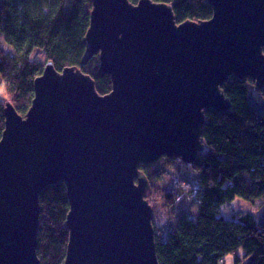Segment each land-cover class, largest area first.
Listing matches in <instances>:
<instances>
[{
    "label": "water",
    "instance_id": "1",
    "mask_svg": "<svg viewBox=\"0 0 264 264\" xmlns=\"http://www.w3.org/2000/svg\"><path fill=\"white\" fill-rule=\"evenodd\" d=\"M91 1L81 64L98 56L112 89L100 94L80 67L49 60L27 114L6 103L0 264H41L40 194L60 182L70 204L64 264H160L142 167L162 157L191 167L209 151L206 111L233 110L231 76L248 78L247 102L264 114V0H206L210 19L181 23L165 2ZM256 216L264 225V200Z\"/></svg>",
    "mask_w": 264,
    "mask_h": 264
},
{
    "label": "trees",
    "instance_id": "2",
    "mask_svg": "<svg viewBox=\"0 0 264 264\" xmlns=\"http://www.w3.org/2000/svg\"><path fill=\"white\" fill-rule=\"evenodd\" d=\"M153 1L172 4L178 23L199 22L213 15L206 0ZM91 10V0H4L0 37L14 54L0 41V84L19 114L29 111L34 80L49 60L58 71L80 67L93 77L100 94L111 91V77L99 70L98 56L81 64ZM37 48L45 51L46 63L32 58ZM248 82V78L231 76L224 84L232 111H206L203 137L209 151L199 155L193 166L181 167L180 162L162 157L155 166L142 167L151 182L149 200L156 197L168 209L165 224L156 229L160 264H226L230 254L234 264L250 257L254 264H264V225L256 214L241 213L238 219L221 215V207L237 197L259 206L264 200V114L249 106ZM5 99H0V139L5 129ZM190 170L196 172L195 181ZM182 182L197 188L196 211L190 203L181 206ZM40 207L37 251L41 264H64L69 240L64 225L70 210L64 182L41 192Z\"/></svg>",
    "mask_w": 264,
    "mask_h": 264
},
{
    "label": "rangeland",
    "instance_id": "3",
    "mask_svg": "<svg viewBox=\"0 0 264 264\" xmlns=\"http://www.w3.org/2000/svg\"><path fill=\"white\" fill-rule=\"evenodd\" d=\"M1 43L4 45L6 51L9 54H14V50L11 46L7 45L6 42L3 39V36L0 37ZM32 58L34 60H37L41 63H46V53L43 49L37 48L32 53ZM3 86V85H0ZM4 91L0 92V99H5V86H3ZM8 100L7 98L5 99ZM8 102V101H7ZM6 102V103H7ZM179 162V161H178ZM181 167L184 165L182 162L178 163ZM179 167V166H177ZM180 168V167H179ZM192 181H195L196 179V172L194 170H190ZM186 182H182L180 184V187L183 190V196L181 206L187 207L189 203L191 204V208L196 211L198 208V202H197V191L196 187L195 189L193 186H187ZM191 185V184H190ZM189 188V189H188ZM193 188V189H192ZM184 198V199H183ZM150 203L153 207V223L155 226V229H160L162 225L166 222V214L168 212V209L165 208V206L156 198L150 196ZM259 204H253L245 199H242L240 197H237L234 201L228 202L224 204L221 207V215L225 216L226 218L230 219H238L241 213H254L259 209ZM233 254H230L226 258V264H234L233 262Z\"/></svg>",
    "mask_w": 264,
    "mask_h": 264
},
{
    "label": "clouds",
    "instance_id": "4",
    "mask_svg": "<svg viewBox=\"0 0 264 264\" xmlns=\"http://www.w3.org/2000/svg\"><path fill=\"white\" fill-rule=\"evenodd\" d=\"M3 91H4L3 86H0V92H3Z\"/></svg>",
    "mask_w": 264,
    "mask_h": 264
},
{
    "label": "built area",
    "instance_id": "5",
    "mask_svg": "<svg viewBox=\"0 0 264 264\" xmlns=\"http://www.w3.org/2000/svg\"><path fill=\"white\" fill-rule=\"evenodd\" d=\"M0 85H1V84H0ZM187 186H189V187H190L191 185H190V184H187Z\"/></svg>",
    "mask_w": 264,
    "mask_h": 264
}]
</instances>
